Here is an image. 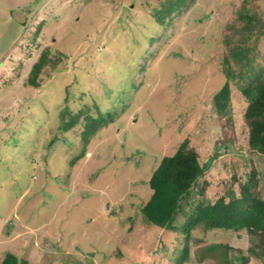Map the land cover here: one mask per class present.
Here are the masks:
<instances>
[{
	"label": "rangeland",
	"instance_id": "obj_1",
	"mask_svg": "<svg viewBox=\"0 0 264 264\" xmlns=\"http://www.w3.org/2000/svg\"><path fill=\"white\" fill-rule=\"evenodd\" d=\"M161 1L0 0V260L12 252L27 264H168L176 233L146 224L139 206L151 172L184 138L200 163L217 154L193 197L237 194L254 171L251 189L264 198V154L248 146L245 96L232 80L223 112L213 100L225 81L224 34L243 6L264 22V0H189L152 28ZM148 33L152 54L142 59ZM44 48L51 61L33 87L27 75ZM252 51L263 64L264 34ZM82 102L109 110L112 121L85 141L77 124L48 146L62 105ZM192 237L183 264L215 263L196 255L214 242L232 247L231 264L239 255L264 264L246 229H196Z\"/></svg>",
	"mask_w": 264,
	"mask_h": 264
},
{
	"label": "trees",
	"instance_id": "obj_2",
	"mask_svg": "<svg viewBox=\"0 0 264 264\" xmlns=\"http://www.w3.org/2000/svg\"><path fill=\"white\" fill-rule=\"evenodd\" d=\"M187 3L189 0L161 1L160 7H153L150 11L149 15L153 17L151 27L169 22L172 16L180 13ZM18 14L20 13L11 10V15L23 23L24 15L18 16ZM235 22L237 26L234 25ZM235 22L228 25L231 30L224 34V40L228 46V55L223 57L225 81L213 95L214 106L217 112L225 110L229 95V82L235 80L233 82L239 87L247 102L244 118L248 126V146L264 154V63L255 62L256 57L252 51L260 35L264 34V22L259 19L254 10L244 8V6L238 9ZM38 28L39 26L36 27L34 36L37 35ZM148 34V38L145 36L143 40L145 45L142 48L144 53L142 59L148 57L147 53L150 51H147V45L154 39L152 33ZM249 40H251L250 43ZM50 61L48 50L44 48L32 64L26 83L33 87L39 86V75ZM55 69L53 67V70ZM82 96L83 93L80 94L81 98ZM67 98L65 95L63 101L66 102ZM108 114L109 110L101 111L93 102H82L76 110H72L67 103H64L58 111L59 120L56 130L48 138L46 144L51 145L59 138L58 134L71 130L77 124L80 129L79 136L85 141L99 128L112 121V117L106 118ZM83 150L82 148L71 162L80 157ZM216 155L200 163L196 150L189 147L187 138H184L172 154L160 159L148 178L151 193L148 199L139 206V215L148 225L176 233L177 241L171 247L169 255V260L174 264H183L190 259V248L195 242L192 233L196 229L204 232L211 229H246L249 234L258 237L260 248L257 251L249 247L251 254L263 258L264 261V198L253 193L251 189L255 176L254 171L241 179L237 194L228 188L226 195L219 196L214 201L191 195L193 188L198 185V179L207 169L212 157ZM203 190L202 187H197L194 193L196 196H201ZM178 215L183 217L180 224L175 223ZM231 248L229 244L221 242L198 247L196 249L197 261L208 260L209 256L212 262L213 259H217L213 264H231L232 260L227 257ZM218 251L222 252L223 258L216 254ZM236 260L239 261L238 264H247L248 258L245 255H239L236 256ZM0 264H27V260L12 252H6Z\"/></svg>",
	"mask_w": 264,
	"mask_h": 264
},
{
	"label": "water",
	"instance_id": "obj_3",
	"mask_svg": "<svg viewBox=\"0 0 264 264\" xmlns=\"http://www.w3.org/2000/svg\"><path fill=\"white\" fill-rule=\"evenodd\" d=\"M18 16H22L21 14H18Z\"/></svg>",
	"mask_w": 264,
	"mask_h": 264
}]
</instances>
